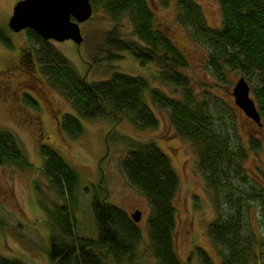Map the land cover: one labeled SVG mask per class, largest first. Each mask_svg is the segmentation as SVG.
I'll use <instances>...</instances> for the list:
<instances>
[{
	"label": "trees",
	"instance_id": "16d2710c",
	"mask_svg": "<svg viewBox=\"0 0 264 264\" xmlns=\"http://www.w3.org/2000/svg\"><path fill=\"white\" fill-rule=\"evenodd\" d=\"M90 1L94 10L102 7L114 21L128 15L138 38L136 41L122 36L114 25L102 44L107 58L117 60L127 52L142 65L154 63V75L174 86L179 95L166 94L150 87L146 78L116 69L106 78L86 80L48 44L49 40L27 28L33 49L38 47L45 57L43 71L71 101L72 111L61 116V129L70 137H79L84 132L80 118H112L115 122L126 119L138 129L155 128L158 117L146 100L145 94L149 92L155 104L168 110L177 134L194 146L198 169L214 208L207 233L218 260L202 247H196L191 255L200 264H248L251 259L264 264V183L244 168L248 151L259 150V138L250 137L245 146L232 120L226 119V109L208 96L199 99L195 95L188 76L180 71L189 65L186 56L166 31L155 26L154 12L147 0ZM161 1L167 4L169 0ZM180 4L178 22L187 27L194 40L208 47L209 70L226 83L227 71H238L245 77L264 126V0H219L222 22L216 28L204 22L195 3L181 0ZM8 31L0 27V42L11 47ZM131 147L120 166L149 204L148 249L155 264H184L175 247L177 210L173 201L179 179L170 156L154 141H136ZM39 153L43 157L42 169L60 196L66 198L65 204L52 208L44 205L50 222V262L106 264L110 258L115 264H137L136 248L142 234L135 221L123 209L108 203L105 193L95 190L91 209L96 237L76 235L80 175L54 147L41 144ZM5 163L18 167L29 164L10 131L0 132V164ZM252 214L257 218L256 229L251 223ZM0 264L24 263L0 256Z\"/></svg>",
	"mask_w": 264,
	"mask_h": 264
},
{
	"label": "rangeland",
	"instance_id": "374dc122",
	"mask_svg": "<svg viewBox=\"0 0 264 264\" xmlns=\"http://www.w3.org/2000/svg\"><path fill=\"white\" fill-rule=\"evenodd\" d=\"M16 1L0 0L1 28L9 29L8 19ZM147 1L154 12L155 26L166 31L186 56L189 65L180 71L188 76L195 95L199 99L208 96L226 109V119L232 120L245 146H248L250 137L259 138L261 146L258 151H248L244 168L250 176L264 183V126H258L246 116L235 105L231 95L240 73L227 71L228 83L212 74L206 65L208 47L194 40L187 27L178 22L181 0H169L167 4L161 0ZM183 1L195 3L208 26L216 28L221 25L219 0ZM114 25L122 36L138 40L128 15L114 21L102 7H98L92 9L87 20L79 23L83 36L80 44L69 39H49L48 44L68 59L86 80L106 78L116 69L144 77L150 87L178 96L179 91L174 86L154 75L157 72L154 63L142 65L127 52L121 53L122 57L117 60L107 58L102 44L106 32ZM25 30L8 31L11 47L0 42V132L10 131L16 136L29 163L24 167L0 164V256L8 260L17 259L24 264H52L48 254L50 222L44 205L52 208L65 204L66 198L60 196L42 169L43 157L39 147L48 144L80 175L75 234L96 237L91 202L94 191L98 190L106 194L108 203L123 209L129 216L136 210L141 212L140 220L135 222L142 234L135 262L155 264L147 243L149 204L128 181L120 166L128 147L136 141H154L170 156L179 179L173 202L177 210L175 247L180 259L184 264H200L191 254L196 247H202L214 260H218L207 233L214 208L198 169V156L194 146L175 131L168 110L155 104L150 93L146 92V100L158 117L155 128L138 129L126 119L115 122L112 118H80L83 134L77 138L70 137L61 129L60 120L64 112L72 111L71 101L43 71L45 57L38 47L33 49ZM250 96L256 102L252 91ZM250 219L256 229V215L252 214ZM106 264L115 263L107 258ZM248 264L259 262L251 259Z\"/></svg>",
	"mask_w": 264,
	"mask_h": 264
},
{
	"label": "water",
	"instance_id": "95a60500",
	"mask_svg": "<svg viewBox=\"0 0 264 264\" xmlns=\"http://www.w3.org/2000/svg\"><path fill=\"white\" fill-rule=\"evenodd\" d=\"M90 0H18L8 19L12 31L32 29L46 40H72L80 44L83 36L79 23L92 14ZM234 103L258 126H262L261 116L254 99L250 96V86L245 77H238L232 87ZM133 221L140 220L141 212L130 214Z\"/></svg>",
	"mask_w": 264,
	"mask_h": 264
}]
</instances>
